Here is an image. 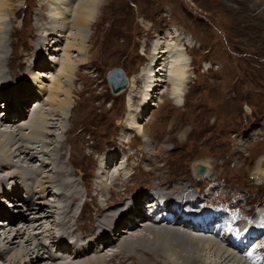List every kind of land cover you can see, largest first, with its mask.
<instances>
[{"label": "rangeland", "instance_id": "1", "mask_svg": "<svg viewBox=\"0 0 264 264\" xmlns=\"http://www.w3.org/2000/svg\"><path fill=\"white\" fill-rule=\"evenodd\" d=\"M56 1L0 0V39L5 41L4 46L0 47V58H5L4 62L0 59V71L4 70L2 74H5L0 78V115L4 112L2 110L5 103L11 105L12 111L17 106L24 107L30 115L28 122L25 118L17 116L22 121L18 127L10 129L9 125L0 124V131H12L16 136L15 144L10 146L6 145L4 137H1L5 146L3 145L0 151V157L2 153L7 155L17 148L25 152L12 159L15 165L0 172V177L5 178L10 172L22 171L20 167L27 164L19 159L23 160L24 156L29 162L41 156V163L38 161L28 165L33 168L42 167V160L48 162L54 159L55 168L56 164H61L68 170L61 177L63 186L54 183V187L50 189V192L54 191L56 195L48 193L44 198L38 197V194L34 195V198H27L29 194L23 189L20 191L23 188L21 185L38 187L40 181L47 185V178L44 177H56L54 173H49L51 165L38 174L37 179L26 177V180H20L18 177V180L8 183L10 186L0 183V200L16 187L20 197L35 204V207H42L41 211H28L29 207L20 200L13 202L7 198L1 203L0 214L4 217H0V228H3L1 223L5 222L4 228L9 230V220L6 219L8 215H17L23 211L20 214L24 215V219L18 223L15 230L21 228V223L28 220L29 228L25 237L35 238L28 249L33 253L38 243L50 249L39 253L43 259L39 257L40 260L29 263L30 259L27 258L25 263L72 262L74 256L59 253L52 247V239L58 237L60 232L65 238H70L68 243L72 240H75L72 241L75 244H80L82 240L87 241L85 238H90L89 232L95 226L94 221L101 212L100 208L109 207L108 204L106 207L103 205L105 194L98 195L99 202L103 203L101 207L97 204V192L95 189L90 192V188L97 184L99 186L96 190L99 191L102 186L109 185L106 190L109 191L122 185V180L130 174L135 176L129 184L118 189L123 194L130 192L128 199L123 200L127 201L125 204L133 201V195L139 193H156L158 190L168 197L179 198L186 192L192 195L193 200L203 205L208 201L212 202L205 204L207 209L202 210V213L199 211L198 214H224V209L238 207L235 214L241 212L242 216H245L243 222L237 220L242 229H246L250 221H256L260 209L264 208V176L260 173L261 164L264 163V0H251L249 5H245L241 0H233L224 2V7L221 5L222 0H102L93 24L86 30L74 29L71 22V19L76 17L74 10L79 0H68L65 6H58L59 2ZM62 10L66 13V19L68 18L67 28L63 33L59 24H53L51 21L47 24V21L39 23L42 14L51 16L64 13ZM177 34H181L180 37L185 39L181 44L176 42ZM170 38L174 40L171 41ZM57 41L58 44L55 43ZM159 41L181 46L190 61L187 74L189 79L184 87V100L180 107L175 106L173 84L168 79L160 83L161 93L154 95L156 98L151 99L147 105L144 100L147 84L141 74L143 71L148 74L147 71L153 70L158 75L161 61L164 60L152 62V54ZM68 45H72L70 49ZM56 46L59 49H55ZM51 57H56V60L52 61ZM42 58L46 59L47 67L39 70L45 72L48 79H39L38 73L32 71L36 67L30 69L32 64L39 63L38 59ZM68 59L76 68L70 82L67 77L71 73L61 71ZM171 60L173 59L169 57L170 63ZM117 68L124 71L128 87L115 94L110 87L108 75ZM169 68L168 65L167 70ZM56 77L61 79L63 90L72 89L69 98L71 106L66 112L61 111L64 115L54 113L58 103H54V98L49 99ZM23 81L30 84L23 85ZM25 92H29L32 99H28V94L24 95ZM20 96L27 98L24 103L16 106L15 98ZM58 100H66L65 95H59ZM151 103L155 106L149 107ZM140 110H144L140 117L143 119L139 121L143 134L129 131L130 124L134 123ZM60 115L62 116L59 117ZM64 116L66 119L62 120ZM0 117L3 118L4 114ZM32 117L36 119L33 132L29 123ZM37 121L49 123L50 132L44 130L48 134L39 135L44 141L36 137L39 134ZM119 148L117 154H120L122 163L119 162L117 166L115 164L105 173L103 160L108 153L115 155L113 151ZM110 149L112 151L107 152ZM129 154L132 156L127 160ZM203 162L210 163L204 165L208 169L211 168L206 176L210 175L207 181L195 179L194 169ZM6 165L8 163H4L5 167ZM123 168L124 173L120 171ZM113 170H116V173L110 175L109 172ZM121 173L123 178L122 175L120 177ZM113 175L114 179L111 178ZM68 182H73L79 191L75 194L80 200H77L76 204L79 213L77 220L64 218L65 205L72 200L63 192L64 185ZM124 206L117 210L123 209ZM117 210L116 207L109 210L107 216L98 217L100 220L97 218V221L105 220L111 223L112 221H107L106 218L113 217L110 213L113 214ZM121 214L117 217L123 219ZM43 215L49 217L41 218ZM227 216L229 215L223 216L222 221L226 222ZM77 217L76 214L73 219ZM140 223L142 222L136 223L135 229L142 231V225L137 227ZM163 226L167 227V224ZM45 230L48 232L44 233ZM0 234L1 239L3 235L1 232ZM207 234L204 236L210 240L212 238V242H217L220 247L225 246L214 235ZM254 246L256 244L247 246L245 250H252ZM145 247L150 251L153 245ZM118 248V245H115L112 250L110 248L111 252L106 251L113 255L118 252ZM159 248L161 247L157 245L155 249ZM246 253L259 258L256 252ZM137 254V258H129L127 253L113 260L109 257L107 264H125L130 260H135L133 264L157 262L143 255L142 251ZM168 254L171 261L182 263L174 253ZM53 255L55 261L49 260ZM245 256V253L239 254L243 262L246 260ZM143 257L146 259L143 260ZM207 257L209 260L204 261L206 264H217L219 261L214 253L207 254ZM5 261H0V264H8ZM85 261L87 258L77 264H88L84 263Z\"/></svg>", "mask_w": 264, "mask_h": 264}, {"label": "bare ground", "instance_id": "2", "mask_svg": "<svg viewBox=\"0 0 264 264\" xmlns=\"http://www.w3.org/2000/svg\"><path fill=\"white\" fill-rule=\"evenodd\" d=\"M8 1L9 0H7V2ZM55 1L56 0H53V2H55ZM71 1H73V0H71ZM79 1H80V2H78L79 4H77L78 6H76L77 8L75 7L76 10H74V12L76 11V13H77L76 17L72 16L73 19H71V20H73V21H71V22L74 25V27H73L74 29L86 30L93 24L95 17L98 14V11L100 9L102 0H79ZM229 1H233V0H222L223 4H221V5L223 6L224 2L228 3ZM56 2H59L58 6H60V4L65 6V5H67L68 0L67 1L57 0ZM241 2H243L245 5H249L251 0H241ZM49 3H50V1L48 2V4ZM71 3L70 4L68 3V4L71 5ZM52 6H53V4H52ZM5 7L7 8L6 5H5ZM52 8H54V7H52ZM59 8H61V7H59ZM56 10H58V8ZM2 11H4V9ZM62 11H64V10H62ZM66 12L69 13V11H67V10H66ZM65 14H66L65 11H64V13H59V14L57 13V14H54L51 16L44 13V14H42V19L39 21V23L43 24L47 21L46 22V24H47L48 21H51L53 24H59L62 26V28L61 27L60 28L62 29L61 31L63 33L65 28H67L66 23H67V19H68V18L66 19ZM74 15H75V13H74ZM180 35H178V34L176 35V40H177L176 42H178V43L184 42L183 40H185L184 38H181ZM167 38H169V36H167ZM170 39H171V41L174 40L173 38H170ZM4 42L5 41L3 39H0V47L1 48L4 46L3 45ZM55 43L58 44L59 41H57ZM170 43L171 44H168L165 42L162 43L160 41L157 42V46H156V48L152 54V62L153 61L158 62L159 60L164 59L161 61L162 62L161 67H160L161 70H158L160 73L157 75L156 71L149 70V71H147V72H149L148 74L144 71L141 74V77H143V79L145 80V82L147 84V86H146L147 90H146V94H145V98H144L146 105L151 99H154L157 97V96L154 97V95H159L161 93L160 83L166 82V79L171 81L173 84L172 95L174 98L173 101L175 103V106L180 107L181 105H183L182 104L183 100H184L183 96L185 93L184 87H186V83L188 82V79H189L187 74H188V68L190 66V64H189L190 61L186 57V55L183 53L181 46H179L177 44H173L172 42H170ZM71 46L72 45H68V49H70ZM55 49H59V48H57V46H56ZM55 51L56 50H54V52ZM169 57L171 59H173V60H171L172 61L171 63L169 62ZM51 58H52L51 59L52 61L56 60V57H51ZM0 59L3 61V59H5V58H0ZM44 59L45 58L38 59L39 63L35 62V64H32V67L30 68V69H32L33 67H36L34 70L32 69V71H33V73H38L37 77L39 76V79L40 78L48 79V77H47L48 75L46 76V74H44L45 72L39 70L41 68L43 69V68L47 67V65L45 63L46 59L45 60ZM1 63L2 62L0 61V67H1ZM168 65L170 66L169 70H167ZM74 69H76L74 67V63L69 59L64 63V66L61 69V71L63 70V71H65V73L66 72L71 73V75L67 77L68 82H70L72 79V76L75 75ZM3 71H0V78H3L5 75V74H2ZM61 75H62V73H61ZM49 78H51V77L49 76ZM24 84L28 86L30 83L23 81V85ZM35 89H36V87H35ZM63 89H64V87L61 85V79L56 77V79L53 80V86H52V89L50 91V97H49V99H52V100L55 99L54 100L55 104H56V102L58 103V108L54 110L55 114H58V113L60 114L61 111L66 112L68 110L69 106H71L69 98L72 94V89L71 90H68V89L63 90ZM27 94H28V99H32V96L30 95L29 92L24 93V95H27ZM36 94H38V93H36ZM62 94L65 95L66 100L59 101L58 96L62 95ZM26 98L27 97L23 98L22 96H20L17 99L15 98L16 106L19 105V103H24ZM33 98H34V96H33ZM11 102H12V100H11ZM4 105L6 107V113L4 110H2V111H4V112H2V114H4V117L3 118L0 117V124H3V126L9 125L10 129L14 128V127H18L17 125L19 124V122H22V121H20V119H18L17 116H19L20 118L21 117L25 118L28 122V119H29L28 117L30 115H29V112H27L24 107L17 106V108L14 111H12L11 105H7L6 103ZM152 105L155 106L154 103H151L149 107H152ZM37 109H38V107L36 106V110ZM56 110H58L59 112ZM38 111H39V109H38ZM38 111H37V113H38ZM143 111L144 110L139 111L138 116H136V120H134V123L130 124L131 128L129 131H133V133L134 132H140V133L142 132V127L140 126L141 124L139 123V121L143 119V118L142 119L140 118L143 114ZM62 115H64V114H62ZM62 115H60L59 117H61ZM53 116H55V115H53ZM32 118L33 119L30 118L31 121H29V123L31 124V126H30L31 131L33 132V128L35 129V126H33V125H35L34 123H35L36 119L34 120V117H32ZM64 118H65V116L62 118V120ZM16 119H18L17 124H16ZM24 123H25V120H24ZM36 124L39 125V132H38L39 134L36 137L43 140L42 138H40L41 136L39 137V135L48 134L46 132H50L49 131L50 126H48L49 123L48 122L42 123V122L37 121ZM3 126H2V128H3ZM53 128H55V127H53ZM44 130H46V132H44ZM35 132H37V131H35ZM13 133H12V131H10V132L9 131L8 132L7 131H3V132L0 131V151H2L1 149L4 145V143L1 141L2 136L4 137L5 141L7 142V144L5 143L6 145L10 146V145L15 144L16 136ZM141 134H143V133H141ZM34 141H35V139H34ZM51 145H52V142H51ZM20 147H22V146H20ZM35 147L34 148L32 147V148L35 149ZM49 149H52V148H49ZM56 150H58L57 147H56ZM119 150H120V148L113 151L114 152L113 154H115V155H112V154L110 155V153H108L107 157H105V159L103 160V166L105 168V171H104L105 173L108 172L115 164H116V166L119 165V162L121 160L120 154H117V152H119ZM123 150L124 149L121 150L122 153H123ZM38 151H40V150H38ZM54 151H55V149H54ZM111 151H112V149H110L107 152H111ZM28 152L30 154V151H28ZM33 152L36 153L37 151L36 152L33 151ZM33 152H32V154H34ZM45 152L47 153V151H45ZM150 152H152V151H150ZM23 154H25V152L22 151L20 148L15 149V151H12V153L7 154V155L5 153H2V156L0 157V172H2L4 169H8V168L13 167L15 164H14V162H12V159L20 157ZM147 154H148V152H147ZM48 155L51 157L50 154H48ZM131 156L132 155L129 154V156H127L128 158H126V159L129 160L131 158ZM25 157L26 156L23 157V160L19 159L20 162L25 161V163L27 164V165L20 167L22 169V171L10 172L7 175V177H5V178L0 177V183L1 184L5 183L8 186H10L11 184H8V183L10 181H14L16 179L18 180V177L20 180L22 178H25V180H26L28 177H30L31 180L37 179V175L40 174L41 172L45 171V169H46V167H48V165H51L52 169L49 171V173H52V174L54 173L56 176L54 178L56 180H54V178H52V176H47V177H44L45 179L47 178L46 179L47 185L44 184L43 181L39 182L40 186L38 185V187L37 186H31L29 184L28 185L24 184V185H21V186H23V188L19 187V188H21L20 191H22V189L25 190V192L29 194L27 198H32V197L34 198V195L36 196V194H38V197L44 198L48 193L49 194L54 193V191L50 192V189L54 187V183H59L60 187L63 186V182L61 181V177L63 176V174L65 172H68V170L61 164H56L55 165L56 168H55L54 167L55 161L53 159L54 157H52L53 160H50L48 162L45 160H42V164H41L42 167H40V168H33V167L28 166V165L29 164L31 165V164L36 163V162L38 163V161L40 162L39 157H41V156H38L34 160H30L31 162L26 160ZM55 160H57V159H55ZM4 163H8V165H6V167H5ZM120 163H122V162H120ZM205 163H207V164H205ZM209 164H210L209 162H203V164L201 166L205 167L204 165H209ZM100 165H101V163H100ZM100 167H98V169ZM196 167L194 169L195 174H196ZM125 168L120 169V171L121 172L125 171ZM205 169H206V172L203 176H198L197 174L195 175L196 180L198 179L199 181H207L210 179V175L208 177H206V176L209 173V169H211V168L209 167V169H208L207 167H205ZM105 173L104 174L102 173V175H106V177L107 176L110 177L108 174H105ZM260 173H261V171H260ZM118 174H119V172H118ZM210 174H211V172H210ZM263 174H264V172H263ZM121 175L123 178L122 173L120 174V177H121ZM134 176H135V174H132V175L130 174V175L126 176V179L122 180V182L120 183L122 185L117 186L118 183H116L117 187H113L109 191H106L109 189V185H108V187L102 186L101 190H99V191L96 190L97 187L99 186V185L97 186V184L94 185L92 188H90V192H92L94 189L97 192L96 196H97V204L98 205H100L101 207L103 205H105V207H106L107 204L109 205V207L111 206L110 208L107 207L105 209H102L103 207L100 208L101 212H99L98 217L104 218L106 214L108 215L109 210H111L115 207L117 210L120 206H124V204L127 201L124 202L123 200L128 199L127 197H128L130 192L123 194L118 189L120 187L127 186L129 184V181ZM204 177H206V178H204ZM111 178L114 179L115 175H113ZM83 182H84V180H83ZM98 183H100V181ZM103 183H104V181H103ZM75 185H76V182H75ZM60 190L58 192H60ZM123 190H124V188H123ZM76 191H77V188H76V186H74L73 182H68L64 185L63 192L66 194L65 196H67L68 198H72V200L66 204L67 206L65 205V216H64L65 220L66 219H68V220L79 219V213L77 210L78 206L76 205L77 200H79V198L77 197V195L75 196V194H77ZM156 191H157L156 193H146L145 192V193H139L137 195H133V201H128V203L125 204L123 209H119L116 212H113V214L110 213V215H113V217L106 218L107 221H109V220L112 221L111 223L105 222V220H101V222H99V221H97V218H98L97 217L94 221L95 226L89 232L90 238H85V240L87 239V241H85V242H84V240H82V242H84L83 243L84 245H82V242L80 244H75L72 242L75 240H72V239H71L72 241L68 243V239H70V238H65L63 235H61L62 233H60L58 231L59 236L52 239V247L56 248L57 251H59V253L62 252L63 254H68V255L72 254L74 256L73 261L67 262V264H77L79 261L85 260V258H87V261H85L84 263L107 264L108 263L107 259L109 257L113 260V258H116L117 256H120L121 254L124 255V253H127L129 258L132 256L137 258V255H138L137 252L138 251H142L143 255H146L147 257L153 258L152 259L153 261L154 260L157 261L155 264H159V263H162V264H195V263L206 264V262H208V260H209V258L207 257V254L210 255L212 253H214L218 257L219 261L217 264H264V236H263L264 235V227H263L264 226V208L260 209V212L257 214L256 221H254V222L250 221L249 225L247 226L246 229L245 228L242 229L241 225L239 224V222L236 219H235L236 221L232 220V223L235 221L234 226H236V228H237V229H235V228L227 227V225L224 224V221H222L224 219V218L222 219V217L227 215L225 212H224L225 215L221 212L220 213L215 212L214 215H208L206 213L204 215L198 214L195 218L187 217L185 215L184 216L180 215L179 212L181 211V208L183 209L184 206L189 205L190 203L192 204L195 201V200H193V197L191 194H188L185 192L184 195H182L181 197L175 198V197H168V196L164 195L163 193H161L162 191H158V190H156ZM8 192L9 193H7L6 196H3L0 200V212L2 211V208H1L2 204L1 203L5 202L6 198L8 200H12L13 202L15 200L16 201L20 200V202H23V204H25V206L29 207L28 211L29 210L30 211L31 210L41 211L42 207H35V204L28 203L27 200L22 198V196L20 197L19 192L17 191L16 187L13 188V192H10V191H8ZM77 192H79V191H77ZM100 194H105V197H103V198H105L104 204L99 202V200H98V195H100ZM53 195H56V194L54 193ZM129 199H131V198H129ZM84 203H85V201H84ZM207 203L212 204V202H209V201L206 202L205 204H207ZM101 204H103V205H101ZM15 205H20V203H15ZM205 206H207V205H205ZM66 207H67V209H66ZM168 208H170V210H167ZM63 209H64V207H63ZM200 211L202 213V210H200ZM22 212H18L19 214H17V215H14L13 213H12V215H10V214L8 215V217L6 219L9 220V223L7 225L8 227L10 226L9 230H7V229L5 230V228H4V227H6L5 222L1 223V225L3 227V228H0V232L3 235V237L0 239V261L1 262H4V260H6L5 262H7L8 264H24L25 263L24 260L28 258V259H30L29 263H33L34 260L38 261L40 259H43V256L40 255L42 250H47V251L50 250L49 247H45V248L42 247L41 243H38V245H36V247L33 249V253H31L32 250L30 251L28 249V246L31 245V242L33 243V241L35 240L34 237H32V239L29 237L28 238L25 237L27 235L26 232L29 228L28 223H27L28 220L21 223L22 224L21 228L15 230V228L18 226V223L22 219H24L23 218L24 215L20 214ZM95 213H97V212H95ZM120 213H122L121 216H123V219H121L122 217H120V218L117 217L118 215H120ZM32 214H35V213H32ZM76 214L78 215V217L73 219ZM1 216L4 217L2 214H0V217ZM158 216L161 217V219ZM45 217H49V216H47V215L41 216V218H45ZM228 217L229 216H227V218ZM117 218H118V220H117ZM137 222H142V223L137 225V227H140L141 225H142V227H144V228H142V231H140L139 229L138 230L135 229V225ZM147 222L149 225L146 224ZM190 222H191V226L189 227V230H184V232L181 231L180 226L181 227L184 226L183 228H186V227H188ZM165 223L167 224V227L163 226ZM215 224H217V226H215ZM257 225H258V227H261V228H258ZM77 228H79V227H77ZM194 231H196V232H194ZM46 232H48V231L45 230L44 233H46ZM71 233H73V232H71ZM82 233L83 232H81V234ZM206 233L214 235V237L218 238L226 246V248H225V246L220 247L219 245L216 244L217 242L216 243L212 242L211 241L212 238L210 240L207 237H205ZM201 234H203V236H201ZM125 236H128V237H125ZM0 237H1V234H0ZM149 244L153 245V248L150 251L145 249L146 248L145 246H148ZM254 244H256V246H254L252 248V251L249 253H254V252L258 253L259 254L258 259L254 258L255 256H253V254L248 255L246 253L248 251L245 250L247 248V246H252ZM115 245H118V247H119L117 250L118 252H115L113 255H112V253H108V251H110V248L112 250V248H114ZM157 245H159L161 248L156 250L155 248ZM106 250H108V251H106ZM168 253H174L176 255L177 259L182 260V263H179L178 261H171L172 259L170 260V256ZM244 253L246 254V256H245L246 260H244V262H243V260L241 258H239V254H244ZM129 254L130 255L132 254V255L130 256ZM39 257H40V259H39ZM125 259H127V257H125ZM145 259L146 258L143 257V260H145ZM49 260L55 261L54 255L49 257ZM75 261H77V262H75ZM134 261L132 262V260H130V261L126 262L125 264H129V263L133 264ZM204 261H206V262H204ZM45 264H47V263H45ZM48 264H65V262H61V263L50 262ZM79 264H83V263H79ZM114 264H116V263H114ZM207 264H209V263H207ZM211 264H213V262H211Z\"/></svg>", "mask_w": 264, "mask_h": 264}, {"label": "water", "instance_id": "3", "mask_svg": "<svg viewBox=\"0 0 264 264\" xmlns=\"http://www.w3.org/2000/svg\"><path fill=\"white\" fill-rule=\"evenodd\" d=\"M108 81L112 89V92L115 94L123 91L124 89L128 87V79L126 78L124 71L120 68H117L109 73ZM247 111H249V109H247ZM261 170H262L261 175H264L263 174L264 163L261 164ZM205 172H206L205 167L201 165H198L196 167V174L198 176H203Z\"/></svg>", "mask_w": 264, "mask_h": 264}]
</instances>
